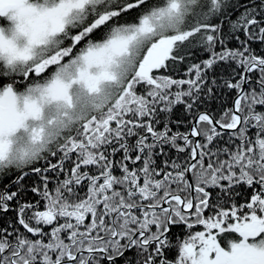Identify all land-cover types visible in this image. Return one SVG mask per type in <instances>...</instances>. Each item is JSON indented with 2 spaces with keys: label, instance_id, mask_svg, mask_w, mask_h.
Listing matches in <instances>:
<instances>
[{
  "label": "snow or ice",
  "instance_id": "snow-or-ice-1",
  "mask_svg": "<svg viewBox=\"0 0 264 264\" xmlns=\"http://www.w3.org/2000/svg\"><path fill=\"white\" fill-rule=\"evenodd\" d=\"M0 178V264H264V0H0Z\"/></svg>",
  "mask_w": 264,
  "mask_h": 264
},
{
  "label": "trees",
  "instance_id": "trees-1",
  "mask_svg": "<svg viewBox=\"0 0 264 264\" xmlns=\"http://www.w3.org/2000/svg\"><path fill=\"white\" fill-rule=\"evenodd\" d=\"M206 53L198 50V49H193V52H192V56H191V61L192 62H198L200 59H203L206 57ZM177 76H182L183 75V67H181L180 71L176 74ZM229 103H230V100H229ZM213 108H218V104H213ZM181 118H184L185 120L189 119V117H187L184 113H183V110H182V106H178L174 112H173V115L171 117V119L173 121L175 120H179ZM173 131H184L186 129V124H182L180 125L179 127H177V125L175 123H173L171 125ZM165 151H169L168 148H165ZM171 155L173 157L176 156V153H175V150H171ZM117 159H119V155L116 157ZM161 162V158H157V164H160ZM40 163H43V161H41ZM8 178H0V188L3 187V185H7L8 184ZM26 183H30L31 180H26L25 181ZM12 190H15V189H12ZM31 195V194H29ZM11 216V213H9V217ZM5 219H7V217H5ZM180 229L178 228H174L173 229V232H179ZM182 234V233H181ZM129 255H131V253H129Z\"/></svg>",
  "mask_w": 264,
  "mask_h": 264
}]
</instances>
